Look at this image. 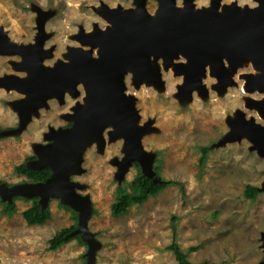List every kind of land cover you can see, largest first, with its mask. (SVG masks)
Returning <instances> with one entry per match:
<instances>
[{"label":"rangeland","instance_id":"374dc122","mask_svg":"<svg viewBox=\"0 0 264 264\" xmlns=\"http://www.w3.org/2000/svg\"><path fill=\"white\" fill-rule=\"evenodd\" d=\"M192 1L200 8L208 6L211 0ZM182 2L176 0V5L182 6ZM231 2L250 7L258 3L256 0H220V4ZM100 3L110 8L135 6L134 0H0V26L11 41L33 42L37 30L34 6L46 11L44 30L48 37L44 47L52 48V56L46 57L43 63L52 65L63 58L66 47L79 45V34H76L79 28L88 32L94 24L101 28L107 23L109 26V22L93 10ZM157 6V0H145V8L150 14ZM71 34L77 35V39L73 40L75 35ZM19 59L18 55H0V75L25 76V71L12 66L11 62ZM179 59L175 63L184 60L183 57ZM158 63L163 89L145 83L135 87L132 75L127 73L125 91L136 98L138 125L149 121L153 128L141 138L143 149L152 154V166H156L162 178L184 183L187 202L183 203L178 187L168 186L142 204H132L125 214L112 215L110 206L118 186L131 191L129 184L137 168L132 162L119 175L116 161L123 155V139L109 140L107 132L111 127H107L103 148L90 145L83 153L81 173L70 177L80 184L77 191L90 198L86 226L98 243L93 264H177L173 253L164 248L171 242L169 223L172 215L177 216V242L193 264L204 261L208 264H258L264 258L261 245L264 188L254 199L246 198L244 189L247 184L262 187L264 155L250 150L246 138L219 144L229 131L227 120L237 109L244 111L245 118L253 117L264 126V118H260L255 109L245 107L246 96L260 98L261 95L244 92V79L240 77L255 70L251 65L239 67L236 76L232 77L235 84L218 91L217 78L209 74L207 66L202 78L206 94L193 90L188 99L179 100L176 95L182 76L175 75L172 69H164L161 59ZM77 90L76 96L65 93L62 102L54 97L48 99L46 107L31 114L18 133L2 134L18 126L19 117L11 102L20 99L22 94L0 88V183L33 182V178L49 169L30 168L29 176L15 170L21 163L29 167V157L35 155L34 147L48 142L44 135L50 127L69 126L70 121L63 115L82 102L83 86L78 85ZM205 145L211 150L204 167L199 170V147ZM60 203L58 197L49 198L46 207L51 215L42 225H28L22 217L21 212L31 204L30 197L15 199L16 210L11 215L2 212L0 203V264L87 262V244L82 237L85 244L75 238L56 250L48 249L49 239L55 231L69 227L75 221L72 211ZM195 245L199 248L189 251V247Z\"/></svg>","mask_w":264,"mask_h":264},{"label":"water","instance_id":"95a60500","mask_svg":"<svg viewBox=\"0 0 264 264\" xmlns=\"http://www.w3.org/2000/svg\"><path fill=\"white\" fill-rule=\"evenodd\" d=\"M153 14L145 8V0H134L133 8L108 7L104 3L93 10L111 26L103 29L97 24L92 30H78L79 45L71 46L52 65L43 60L52 56V48H45L48 35L44 30L48 13L34 6L37 13L36 35L33 42L11 41L0 26V55H18L12 61L16 70L27 75L13 73L0 75V88H11L22 97L11 102L19 113L16 128L2 134L21 131L37 114L46 107L50 98L63 101L64 94L78 95L77 86L82 85V102L72 107V113L64 118L71 122L67 128H49L44 135L48 142L34 147L36 158L29 168L47 167L50 175L44 181L19 182L12 185L0 183L1 200L10 202L13 196L39 197L45 208L49 198L58 197L78 213L77 228L70 234L81 233L87 244V262L95 261L94 250L97 240L86 226L90 212V198L77 191L80 184L72 181L73 174L81 173L84 151L92 144L102 149L105 143L104 130L109 140L123 139V155L116 161L119 175L132 162H138L141 172L157 178L152 168V154L145 151L141 138L152 131L150 122L138 125L136 98L126 93L124 77L128 71L134 73L132 81L138 87L143 81L154 83L163 89V80L158 59L164 69L176 62L175 73L183 75L178 85L179 100L188 99L193 90L206 94L202 83L207 66L209 74L218 78L217 89L223 91L227 85H234L231 72L249 62L255 72L241 74L248 92L260 94V98L246 96L247 106L256 108L258 116H264V0H256L255 6H240L236 2L222 4L211 0L205 7L196 8L192 0H183L182 6L176 0H157ZM96 9V10H95ZM97 48V49H95ZM257 71V72H256ZM228 133L219 144L246 138L249 149L264 155V126L253 117L245 118L244 111L237 109L227 120ZM264 188V182L260 191ZM264 246V232L261 234ZM264 264V258L258 262Z\"/></svg>","mask_w":264,"mask_h":264},{"label":"trees","instance_id":"16d2710c","mask_svg":"<svg viewBox=\"0 0 264 264\" xmlns=\"http://www.w3.org/2000/svg\"><path fill=\"white\" fill-rule=\"evenodd\" d=\"M199 150H200V156L198 158V168L199 170H201L207 161V156L211 148L210 146L205 145V146H200ZM35 158L36 156L32 155L29 157V160H33ZM133 164L137 168V173L130 181L129 186L131 188V191H126L122 186H118L117 195L115 197V200L112 202L110 206V212L112 215L119 216L125 214L128 210V207L131 206L132 204L140 205L144 201H146L149 197L154 196L155 194H157L158 192H160L161 190H163L168 186L178 187L183 203L185 204L187 202L186 188L183 182L178 180H166L162 178L158 174L155 165L152 166V168L156 172L157 178L156 179L150 178L141 172L140 165L138 162L135 161ZM15 170L17 173H20L22 175H26V176L30 175V168L27 167L25 163H21L20 165H18ZM49 175H50V169H47V171L44 174H42L39 177L33 178L31 181L33 182L44 181ZM259 192L260 191L258 190L257 187L247 184L244 189V196L249 199H254ZM21 198L24 197L18 195L13 196L10 202L1 200L0 198V203L3 205L2 212L8 215L13 214L16 210L14 200ZM30 200H31L30 206L21 212L22 217L24 218L25 222L28 225L44 224L50 218L51 215L50 209L47 207L42 208L39 203V197L37 196L30 197ZM60 205L65 209L72 211L75 217V221L69 227H62L57 231H55V233L49 239V244H48L49 250H56L61 245L75 238L79 242L85 244L84 241H82L81 239L80 232L72 235L70 234L72 231H74L77 228L78 213L75 210H73L69 205L63 203H60ZM176 220H177V216L172 215L169 223V228L171 231V242L168 245H166L164 248L165 250H169L173 253L177 264H193L188 259L187 252H184L177 242ZM198 248L199 245L191 246L189 247V251H195ZM82 264H86V263H82ZM203 264H208V261H204Z\"/></svg>","mask_w":264,"mask_h":264},{"label":"bare ground","instance_id":"6f19581e","mask_svg":"<svg viewBox=\"0 0 264 264\" xmlns=\"http://www.w3.org/2000/svg\"><path fill=\"white\" fill-rule=\"evenodd\" d=\"M96 10V9H95ZM108 22H109V26H111V21H109V20H107ZM77 35H75L73 38V40H75V39H77V37H76ZM76 37V38H75ZM95 49H97V48H95ZM161 59V58H160ZM180 60V59H179ZM250 65V63L249 62H243V64H242V66L243 67H245V66H249ZM175 66H176V64H175V60L174 61H172V63L167 67V69H172L173 70V72L175 73ZM242 66H240V67H242ZM159 67H160V65H159ZM250 67V66H249ZM239 68V67H238ZM237 68V69H238ZM237 69L235 70V71H233V72H231V77H233L234 78V75H235V73L237 72ZM209 70V69H208ZM239 70V69H238ZM257 72V71H256ZM127 73H130L131 75H132V77H133V74L134 73H132V72H130V71H128ZM27 75V74H26ZM129 75V74H128ZM175 75H178V74H176L175 73ZM211 76H214L215 78H217V76L216 75H212V74H210ZM182 76V78H183V75H181ZM236 76V75H235ZM240 77L242 78V76L240 75ZM243 79V78H242ZM217 80V82H218V78L216 79ZM142 83H145V84H147V85H151L152 87H154V88H156L155 87V85H154V83H152V82H149V83H147L146 81H143ZM133 85H134V83H133ZM217 85V84H216ZM82 86V85H81ZM142 87V86H141ZM164 87V86H163ZM2 88V87H1ZM3 89H5L6 91H7V89H8V92H10V90H12V91H14L13 89H11V88H5V87H3ZM157 89V88H156ZM158 90H160V89H158ZM243 91L244 92H246V93H248V94H252L251 92H248L246 89H245V80H244V86H243ZM16 92V91H15ZM243 92V93H244ZM194 94V93H193ZM255 95V94H254ZM246 104H247V101H246ZM246 107V106H245ZM250 108V107H249ZM250 109H255L256 111V113H257V109L256 108H250ZM15 110V109H14ZM16 111V113H17V116L19 117V113H18V111L17 110H15ZM258 115V114H257ZM260 118H264V116H259ZM263 248H264V246H262Z\"/></svg>","mask_w":264,"mask_h":264},{"label":"flooded vegetation","instance_id":"af4514ba","mask_svg":"<svg viewBox=\"0 0 264 264\" xmlns=\"http://www.w3.org/2000/svg\"><path fill=\"white\" fill-rule=\"evenodd\" d=\"M221 6H222V3L220 4V7H221ZM107 25H108V23H107ZM107 25H106V26H107ZM102 29H103V28H102ZM89 31H90V30H89ZM85 32H87V31H85ZM78 33H79V32H78ZM78 33H76V34L78 35ZM71 35H75V34H71ZM68 36H70V35H68ZM68 36H67V38H68ZM69 47H70V46H69ZM67 49H68V48L66 47V51H67ZM73 106H74V105H73ZM73 106H72V107H73ZM72 107H71V112H68V113H72ZM65 114H66V113H65ZM70 125H71V122L69 123V126H70ZM69 126H68V127H69Z\"/></svg>","mask_w":264,"mask_h":264}]
</instances>
